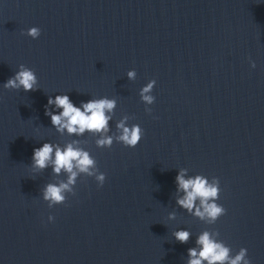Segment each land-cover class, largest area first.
Listing matches in <instances>:
<instances>
[{
	"label": "water",
	"instance_id": "1",
	"mask_svg": "<svg viewBox=\"0 0 264 264\" xmlns=\"http://www.w3.org/2000/svg\"><path fill=\"white\" fill-rule=\"evenodd\" d=\"M20 64L37 90L3 87ZM151 79L148 113L139 93ZM61 93L77 106L115 98L109 134L128 115L142 139L108 148L59 133L45 105ZM73 140L105 182L81 174L49 208L44 186L67 175L34 172L33 150ZM180 168L219 178L226 213L214 224L176 203ZM205 229L264 264V0H0V264H187Z\"/></svg>",
	"mask_w": 264,
	"mask_h": 264
},
{
	"label": "clouds",
	"instance_id": "2",
	"mask_svg": "<svg viewBox=\"0 0 264 264\" xmlns=\"http://www.w3.org/2000/svg\"><path fill=\"white\" fill-rule=\"evenodd\" d=\"M26 34L33 39L41 34L39 27L33 26L27 29ZM251 66L255 67V61H251ZM129 79L136 77L135 69L127 72ZM156 84L155 79L149 80L141 89L140 97L145 103V111L152 112L148 105L155 101L152 90ZM6 89H23L25 92L38 89V78L33 69L20 64L18 70L3 83ZM117 101L115 98L107 96L91 98L87 101H81L77 106L66 93L49 96L45 105V115L51 119V125L63 134L65 131L69 135L75 134L82 136L89 132L97 136L95 141L98 147L110 148L114 141L120 142L127 147H135L143 136V129L139 124L128 125L126 122L130 119L124 115L116 122V132L109 134L110 121L113 118ZM60 109V111H54ZM51 166L52 172L59 175L64 172L67 175L66 180L58 183H48L43 188V199L48 202L51 208L58 204L65 203L67 195H75L73 186L78 177L84 174L88 177H94L98 186H102L106 179V174L99 171L95 158L85 148L79 146L78 140H73L67 144L44 142L42 146L33 150L31 157V168L34 172L42 171ZM187 168H180L176 175L177 191L183 192V196H178L176 203L190 214L199 218L201 221L211 225L219 217L226 213L223 205L219 204L220 181L218 177L213 176L209 179L203 174L187 176ZM169 218L174 219L175 213H169ZM54 217L49 214L48 220L52 221ZM175 239L180 243H187L191 233L189 230L181 228L173 233ZM220 233L203 230L196 237L195 243L198 247L187 249V264H251L247 255V249L241 247L238 252L232 254V249L223 240L218 239Z\"/></svg>",
	"mask_w": 264,
	"mask_h": 264
}]
</instances>
